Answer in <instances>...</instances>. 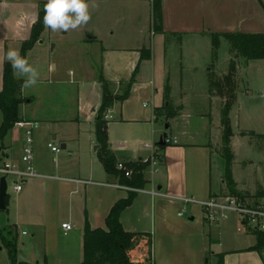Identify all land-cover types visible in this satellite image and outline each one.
Here are the masks:
<instances>
[{
  "label": "crops",
  "instance_id": "obj_1",
  "mask_svg": "<svg viewBox=\"0 0 264 264\" xmlns=\"http://www.w3.org/2000/svg\"><path fill=\"white\" fill-rule=\"evenodd\" d=\"M44 1L46 0H0V91L3 86L6 52L9 46L20 51L22 42L30 38L32 26L38 18ZM161 1L163 30L167 35L153 30L154 0H88L90 16L94 13L103 16L107 13L110 16L115 8L126 5L133 8L142 20L137 26L139 28L136 27L133 31L136 37L134 45L121 46L115 43L109 47L100 39L101 29L97 28L96 31V27L90 26L89 20L79 30L72 64H67L70 66L69 69L65 67L62 70L56 59L54 65H50L48 79L38 80L37 83L40 84H64L72 88L66 93L67 100L63 104L69 112L67 110L66 113L61 114L59 110L63 102L54 103L49 98L52 89L48 91L47 96L45 93L50 105L43 109L37 106L38 96L25 93L24 87L22 88L23 95L28 98L21 105L22 119L40 121L46 125L35 132V165L40 172L66 178L91 179L99 183L119 182L117 177L106 172L99 156H95L91 151L94 149L98 155L100 148L95 136V123L103 93L100 75L112 83L115 93L118 94L124 92H120L122 84L125 85L124 82L134 78L129 96L123 101H116L106 112L109 117V145L118 160L136 161L144 158L150 154V150L144 146L146 140L160 142L163 136L168 135L178 142L163 144V147L159 148L162 163L149 175L146 189L156 187L169 196H193L201 199L231 194L224 178L225 160L221 156L224 129L218 115V108H222L224 98L217 94L211 95L210 89L209 92L207 90L208 74L212 72V67L207 66H211L212 60L211 57L210 60L209 57H205L201 61L200 58L192 61L189 59L190 63L187 65L184 61L187 57L183 47L187 43L200 47L211 42L209 31L264 32V20L253 18L252 16L255 15L251 13L247 16L241 10L237 12L225 8L219 10L215 8L216 6L209 5L208 0ZM262 1L264 3V0ZM231 18H236L235 26L232 28L228 25ZM65 41H62L63 46ZM42 42L39 40L37 44ZM169 42L172 48L168 57ZM97 43L101 44L99 50L95 47ZM222 46L223 42L216 64L218 66L228 63V67L221 69V72H228L233 58L237 61L239 74L243 72L244 63L249 65L258 61H246L242 57L237 58L236 55L231 58L227 52L224 53L223 60ZM53 48L57 50L58 44H53ZM145 50H150V57H143ZM57 66L60 67L59 70ZM87 68L90 73L86 72ZM187 69L201 74L206 70L202 85L205 103L208 105L205 111L187 110L185 102L188 92L183 88ZM260 77L264 78V72H261L257 78ZM242 82H237V97L230 111L234 131L230 142L234 154L232 176L236 189L245 194V198L250 203L264 204V196H257L264 187L257 184L255 189H247L244 181L237 177L236 165L242 167L246 161L240 159V153L234 146L236 139H246L249 146L253 147L255 136L264 135V126H262L264 105L261 110L262 120L261 117L258 118V114L249 110L251 90L244 87ZM167 84L169 85V91L166 93L168 100H165ZM84 91L91 94L86 103L82 98ZM214 95H217L216 98ZM164 105L169 106L170 111L172 106V110L177 112L176 115L169 118L166 115L156 117L155 108ZM163 112L167 111L163 110ZM165 122L169 124L168 128L166 124L163 126ZM57 123L75 125L76 133L66 135L63 130L56 131L52 125ZM6 136L8 142L5 141ZM6 136L1 141L3 146L0 150V162L17 160L22 149L21 128L14 126ZM55 140L60 141L61 149L63 144L66 146L65 149L71 146L68 156L75 152L78 166L82 165V160H85L83 148L87 146V153L91 157L88 162L90 170L86 168L83 170L89 173V178L70 175L71 157L68 158L64 154L48 156V143ZM250 162L255 164V160ZM262 175L264 178V172ZM127 195V190L111 186L34 178L25 184L14 200H11L7 194L6 208H0V211L7 212L8 218L12 217L13 221L8 220V223L2 227L3 232H7L8 228H16L19 252L20 236L28 234V231L20 226L23 227L24 223L28 222L33 223L39 215L49 216L62 211L68 212V217L61 221L60 226L59 223L56 226L60 241L56 242L52 239V241L47 240L45 244L44 240L41 242L42 233L33 234L30 242L38 245L40 240L39 245L45 249L39 254H32V258L24 261L36 264H82L86 215L92 228H106V219L111 208L119 199ZM180 208L181 203L177 199L153 196L149 192L141 191L136 194L132 204L121 213L120 221L127 231L152 234L153 264H218L220 254H224V264H264V255L249 249L256 245L255 243L225 249L221 242L222 222L212 224L205 221L201 210L197 207H193L190 217L185 218L179 216ZM66 222L73 225L71 230L62 227Z\"/></svg>",
  "mask_w": 264,
  "mask_h": 264
},
{
  "label": "rangeland",
  "instance_id": "obj_2",
  "mask_svg": "<svg viewBox=\"0 0 264 264\" xmlns=\"http://www.w3.org/2000/svg\"><path fill=\"white\" fill-rule=\"evenodd\" d=\"M209 5H214L215 8L217 9H222L225 8L227 10L233 9L236 12L238 10H241L245 15H252L253 18H256L258 20H264V3L262 0H244L243 2L240 0H208ZM211 2L213 4H211ZM222 6V7H221ZM90 9V8H89ZM254 10V11H252ZM128 15V16H127ZM236 18H231L229 20V27L232 28L235 26V20ZM91 21L90 26L96 27L101 29V36L100 39L101 41L106 44L105 46L113 45V44H118V45H125V46H132L134 43H136L135 36L133 34L134 29L139 26L140 21L142 20V17L137 15V12L133 9L130 8L129 6L122 5L120 7L115 8L113 13L108 16L107 13L105 16L100 15L98 13L91 14L90 19ZM227 22H224L226 24ZM83 26H79L76 29H69L67 31L63 30H57L53 31L50 28H45V30L41 34L40 40H42V43L35 44L28 52L26 59L29 61V63L34 66L38 72H39V79H48L49 75V68L50 65H54L53 63L56 62V59H58V65H60L61 69L64 70L67 64H72V56L76 50V45L75 41L78 38L79 30ZM139 28V27H137ZM65 41L64 46L62 45V41ZM135 41V42H134ZM57 43L58 44V49L55 50L53 48V44ZM101 43V42H100ZM100 43L96 44V48L101 47ZM167 46L170 48L168 50V57L169 54L171 53V42ZM93 44V43H92ZM212 44L211 42L207 43L206 45L203 44L200 47L194 46L193 44H185L183 47V51L185 52V57L187 59H184L185 64H189L190 60L192 61L195 58H200V61L204 59L205 57H211L212 60ZM93 46V45H91ZM211 46V47H210ZM18 49V48H17ZM227 49V50H226ZM21 51V50H20ZM221 52L223 53V60H224V53L227 52L232 58L234 55L233 52L230 49V45L226 41H223V46ZM226 54V53H225ZM237 56V54H236ZM239 58V56H237ZM190 59V60H189ZM217 63V62H216ZM230 66V64H229ZM59 70V66H57ZM207 67H212L211 71L216 72L214 73L215 75L224 73L221 72V69H225L228 67V63H222L221 65L214 64V65H208ZM91 69V68H90ZM89 71L88 68L86 72ZM229 71V70H228ZM238 71V69H237ZM242 71L240 74L237 72V78L235 79L236 82L243 81L244 87L247 89H250L251 94L250 98H252L249 102V110L253 111L254 113L258 114V118L261 117L263 120V117L261 115V110L264 105V78L260 77L257 78L261 72H264V59L258 60L255 63H250L249 65L245 64L242 67ZM210 72L208 75V81L210 80ZM90 73V71H89ZM206 73V70H204L201 74V72H195V71H190L187 69L185 72V77L183 79V88L186 90L187 93V99L185 102V105L187 107V110H192V111H205L208 109L207 103H205V92H203V81H204V74ZM228 73V72H226ZM24 79V78H22ZM38 79V80H39ZM182 80V79H181ZM202 83V84H201ZM209 83V82H208ZM57 86V88H55ZM125 85L122 84L121 91L123 92L125 89ZM52 89V95L49 97L52 102L54 103H61L63 102L60 110L61 114H64L67 112V108L63 106L65 100H67L66 93H69L70 89L72 88L67 85H55V84H40L37 83L34 86L23 88V91L25 93H28L30 95H36L38 96L37 98V106L39 108L46 109V106L50 105L45 97L48 94V91ZM209 84H208V92H209ZM237 91V87H236ZM209 94V93H208ZM91 95L89 92L84 91L82 98L85 101H88ZM85 96V97H84ZM217 95H214L216 98ZM72 95L70 96L71 99ZM69 99V100H70ZM225 101V100H224ZM86 103V102H85ZM67 106V105H66ZM42 109V110H43ZM216 109V108H215ZM69 112V110H68ZM207 113H210L207 111ZM215 113V110H214ZM218 115L220 120L222 119V113H221V107L218 108ZM217 118V117H215ZM3 120V113L0 109V126L2 124ZM235 120V119H234ZM39 122V127L38 128H44L46 127L45 123ZM198 122V121H197ZM210 122V119L208 123ZM216 122V119H215ZM231 122V128H232V133L233 131V126H232V121L230 118ZM167 122L163 124L165 126ZM215 126V123H214ZM262 126H264L262 124ZM52 127L58 131V130H63L66 135H73L76 133V127L75 125L67 124V123H57L53 124ZM235 128H237L235 126ZM38 130V129H37ZM254 138V137H253ZM5 141L8 142V137L6 136ZM154 141V140H153ZM152 140H146L145 143H155L157 144L159 141L155 140L153 142ZM255 145L257 148L261 149L258 150L255 148V145L253 147L249 146V143L246 141V139L238 138L235 141V148L237 151L240 153V159L246 161L245 164L242 165V167H239L236 165L237 169V177L239 180H243L245 185L248 187L247 189L253 190L257 186V184L262 185L264 187V178H263V172H264V137L258 138V136H255L254 138ZM23 144V142H22ZM53 144L56 146L61 147V143L59 140L53 141ZM2 142H0V150L2 149ZM71 146H69L66 149H61L59 152L55 153L52 152L49 148L47 150L48 156H58V155H66L68 158L71 157L70 159V175L78 178H89V173L86 170H90V165L88 162H90V155L87 153V146H84L83 151L85 153V160H82V165L79 166L76 165V155L75 152H73L72 155L68 156V150L70 149ZM92 153L95 156H98L97 153L94 151V149H91ZM21 153V152H20ZM93 155V156H94ZM96 158V157H95ZM72 160V161H71ZM251 160H255V164L251 163ZM99 166H101L100 163H98ZM241 166V165H240ZM82 168V169H81ZM86 168V170H83ZM150 171L146 172V176L149 177ZM12 181L9 179V188H8V195L11 200H14L16 198V194L13 193L12 191ZM250 193V192H246ZM232 194V193H231ZM259 199V198H258ZM192 208H190L187 213L184 215L185 218L190 217L189 215L191 214ZM68 217V212L62 211L61 213L55 214L53 213L52 215L49 216H43L39 215L36 219V221H33V223H24L23 227L20 226L22 229H26L28 231L27 235H22L20 236V240L18 245H20L19 252L17 250L18 258L22 261L27 260L29 258H32V254L36 255L39 254L41 250L44 251V247L40 246V240L38 241V245L33 244L30 242V239L32 238V235L37 233L40 235L42 233L43 239L41 242L46 244L47 240L52 241L55 240L60 241V236L58 232L56 231V226L59 223V226L61 224V221L64 218ZM8 220L11 222L13 221V218H8V213L5 211H0V230L3 232V228L7 223ZM45 227L43 228V223ZM222 229H221V242L223 244V248L225 249H231V247L234 246H241V245H246L248 243H257V235L250 231L247 226H244L242 221L235 215V214H230L229 218L222 221ZM21 230V229H20ZM44 231V232H43ZM6 232V231H4ZM3 232V233H4ZM21 232V231H20ZM7 236V233H4ZM140 250L134 252L135 257L138 256ZM264 253V252H263ZM0 264H11L7 249L5 246L2 244V238L0 236Z\"/></svg>",
  "mask_w": 264,
  "mask_h": 264
},
{
  "label": "trees",
  "instance_id": "obj_3",
  "mask_svg": "<svg viewBox=\"0 0 264 264\" xmlns=\"http://www.w3.org/2000/svg\"><path fill=\"white\" fill-rule=\"evenodd\" d=\"M47 0L42 2L36 22L32 26L31 36L29 39L22 42L21 55L26 58L27 52L40 40L42 32L45 30L43 24V17L45 15V4ZM153 30L155 32L164 33L163 30V7L161 0H154L153 8ZM208 36L211 39L212 45V64H216L219 59L220 48L223 41L230 45V49L234 55L244 58L246 61L264 59V32H243V31H209ZM144 58L150 57V50H145ZM212 72L209 80L210 92L217 94L224 98L222 104L221 123L224 129L223 142L221 148V156L225 160V181L227 188L233 195L245 198L236 189V183L232 176V163L234 154L230 147L231 137L233 135L230 111L234 105L237 97V61L231 59L228 73H221L215 75ZM100 82L102 85V104L99 109V115L95 123V136L97 143L100 145L98 156L102 162L105 170L110 175L119 179V182L134 188H145L149 182L146 176L148 163H143L141 159L136 161H123L126 166L132 170L130 177L125 176L123 170L117 168L120 162L110 148L108 137V120L105 118L106 112L114 105L116 101L125 100L129 94L134 82H124L125 90L123 93H115L112 83L100 75ZM24 79L13 76V70L7 60L3 68V86L0 91V109L3 113V120L0 126V142L5 136L14 128L18 121L22 120L21 105H23L28 98L23 95L22 85ZM169 91L167 84L165 90V100H168L166 93ZM169 106H162L155 108L156 117L166 115L167 118L176 115V111L169 110ZM166 110L167 112H163ZM253 135H255L252 132ZM259 138L264 135L257 134ZM163 145H159L162 148ZM138 192L130 190L127 197L119 199L111 208L107 219L106 228H92L88 217H85L84 226V258L82 264H153L152 262V247L153 236L146 232H131L127 231L121 221L120 216L122 211L130 206ZM258 197L264 196V190L257 194ZM7 236L0 230L2 244L8 252L11 264H36L28 261L19 260L17 257V240L18 233L16 228H8ZM257 235V243L251 246L250 250L258 251L264 255V233L254 231ZM140 250L137 257L134 252ZM264 258V256H263ZM218 264H224V254L219 255Z\"/></svg>",
  "mask_w": 264,
  "mask_h": 264
},
{
  "label": "built area",
  "instance_id": "obj_4",
  "mask_svg": "<svg viewBox=\"0 0 264 264\" xmlns=\"http://www.w3.org/2000/svg\"><path fill=\"white\" fill-rule=\"evenodd\" d=\"M105 118L108 120V116ZM17 127L23 130V144L21 153L17 160H4L0 162V179L5 177L9 188V179L12 181L13 193H20L25 184L34 178H43L51 180H70L82 182L85 184H100L111 186L117 189L133 190L136 192L146 191L153 196H165L170 199H177L181 203V208L178 212L179 216H184L190 208L197 207L201 210L205 221L212 224H219L229 218L230 214H235L248 229L252 232L260 231L264 233V204L250 203L246 198L241 196L228 194L221 196H210L204 199L195 198L193 196L175 197L162 193L156 187L134 188L120 182H104L99 183L91 179H74L62 176H55L40 172L35 165V132L39 127V122L36 120H24L16 123ZM164 144H176L178 141L168 135L162 137ZM49 148L54 152H59L61 147L56 146L53 142L48 143ZM144 146L150 150V154L141 158L143 163H148V171L154 173L162 163V155L159 153V144L144 143ZM117 168L124 171L125 176L130 177L132 170L129 169L123 161L117 164ZM7 188V192H8ZM8 194V193H7ZM66 230H71L73 225L70 222L62 224Z\"/></svg>",
  "mask_w": 264,
  "mask_h": 264
},
{
  "label": "clouds",
  "instance_id": "obj_5",
  "mask_svg": "<svg viewBox=\"0 0 264 264\" xmlns=\"http://www.w3.org/2000/svg\"><path fill=\"white\" fill-rule=\"evenodd\" d=\"M89 7L88 0H47L43 24L53 31L76 29L89 21ZM5 58L12 67L13 76L17 79L24 78L22 87L27 88L37 84L38 70L21 55L18 49L9 46Z\"/></svg>",
  "mask_w": 264,
  "mask_h": 264
},
{
  "label": "water",
  "instance_id": "obj_6",
  "mask_svg": "<svg viewBox=\"0 0 264 264\" xmlns=\"http://www.w3.org/2000/svg\"><path fill=\"white\" fill-rule=\"evenodd\" d=\"M238 56V55H237ZM169 127V124H166V128ZM164 141L161 139L159 142V145H163ZM65 144L62 145V148L65 149ZM98 147V146H97ZM7 180L5 177H1L0 179V208L5 209V201H6V196H7Z\"/></svg>",
  "mask_w": 264,
  "mask_h": 264
}]
</instances>
